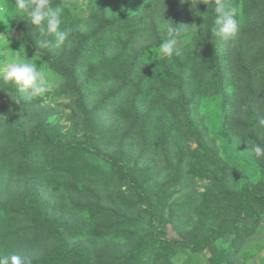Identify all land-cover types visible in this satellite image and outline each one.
<instances>
[{
    "label": "trees",
    "instance_id": "trees-1",
    "mask_svg": "<svg viewBox=\"0 0 264 264\" xmlns=\"http://www.w3.org/2000/svg\"><path fill=\"white\" fill-rule=\"evenodd\" d=\"M0 1L13 12L14 0ZM120 3L95 0L79 19L50 0L71 30L60 47L13 14L14 48L53 70L72 105L64 125L15 83L0 91V257L264 264V158L230 161L211 127L225 142L264 144V0H221L239 23L227 41L213 32L216 0L193 11L182 0ZM194 23L179 55L160 56L169 27L178 41Z\"/></svg>",
    "mask_w": 264,
    "mask_h": 264
},
{
    "label": "clouds",
    "instance_id": "clouds-1",
    "mask_svg": "<svg viewBox=\"0 0 264 264\" xmlns=\"http://www.w3.org/2000/svg\"><path fill=\"white\" fill-rule=\"evenodd\" d=\"M182 2L190 3L193 11V8L197 10L200 0H182ZM216 12L221 13V15H218L215 20L214 34L225 41L235 38L239 30L235 10L223 12L221 0H216ZM9 14L8 5L0 2V20ZM11 14L29 21L32 26L39 29L43 36L54 35L56 47H60L69 38L71 30L67 28L61 30L62 10L59 7H51L50 0H14V9ZM167 34L169 39L161 45V53L167 57L179 55V49L176 47L177 29L169 27ZM6 35H0V41L4 40ZM50 43L49 40H44L42 46H48ZM50 75L47 66H38L31 59H23L19 55L12 62L0 66V76H3L6 81L14 82L21 91H28L32 96L43 97L51 89ZM252 151L257 157L264 158V144L255 143L252 146ZM9 260L11 264H23L18 255H12L10 258L0 257V264H9Z\"/></svg>",
    "mask_w": 264,
    "mask_h": 264
},
{
    "label": "rangeland",
    "instance_id": "rangeland-1",
    "mask_svg": "<svg viewBox=\"0 0 264 264\" xmlns=\"http://www.w3.org/2000/svg\"><path fill=\"white\" fill-rule=\"evenodd\" d=\"M2 2V1H0ZM63 4L66 6L71 7L73 10L77 11V15L79 19H85L92 8L94 7L95 0H62ZM121 0H118V3H120ZM122 4H117L115 7L116 9L113 10H119L121 8ZM10 14L3 18V20H0V35H6V38L2 41H0V66H4L9 62H12L18 55L23 58V59H30L27 58L23 50L15 49L14 47L19 45V41L21 40V31L19 29H16L17 27V22L15 20V15L11 14L12 12H9ZM241 13V12H240ZM200 24L194 23L190 27H188L185 31V36H183L181 39L177 41L176 47L178 49L182 48L186 44H188L191 40L192 37L195 35L197 29L200 27ZM16 51H19L18 53ZM27 55V54H26ZM160 56H164L161 51H160ZM31 61L38 66L44 65L45 63L42 64L41 61H35L34 59H31ZM50 79L52 80V87L51 89L43 96V97H38V96H32L28 91H23L25 97L29 99H34V100H41L42 101V106L47 109H55L56 111L59 112L58 115L54 117L56 121H59L63 123L64 125H68L70 123L69 121V114H70V109L67 108L68 105H72V102L65 96L61 95L60 93H56V89H59L61 85L60 77L55 73L52 72L50 68ZM13 84L14 82L12 81H6L3 76H0V91L2 88H5L9 86V84ZM61 91V89H60ZM65 107V113H61L62 110ZM61 113V114H60ZM202 117L207 120L209 117V122L211 121L214 122L215 120V114L212 112H209L210 115H206L205 112H202ZM69 115V116H68ZM213 128V133L216 134L215 140H214V145L219 149V153L223 156H226L230 161L232 162H240L242 165H244V162H247L250 160V162L253 160L254 154L252 153V150L249 149L245 144L237 141V140H232L230 142L228 141H223L222 138H220L222 135L221 133L214 127V125L211 126ZM203 183L199 182L197 185V190L198 191H203L202 188ZM232 238V237H231ZM230 237L227 239H224L216 244V248L220 251L224 248H226L229 245V240L231 239ZM263 236L259 238V240ZM213 247H209L206 251L205 254L207 255H212L213 254ZM217 254V253H216ZM205 258H203L204 260ZM184 260H186L185 257H183L178 264H184Z\"/></svg>",
    "mask_w": 264,
    "mask_h": 264
}]
</instances>
